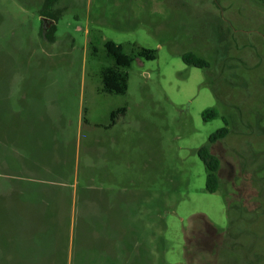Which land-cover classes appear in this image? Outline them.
<instances>
[{
	"label": "rangeland",
	"instance_id": "374dc122",
	"mask_svg": "<svg viewBox=\"0 0 264 264\" xmlns=\"http://www.w3.org/2000/svg\"><path fill=\"white\" fill-rule=\"evenodd\" d=\"M45 1L0 0V264H17L36 167L61 172L46 180L65 204L55 264H264V0H60L54 42ZM108 41L134 59L124 95L102 92ZM224 127L209 193L197 150ZM243 201L252 222L228 213Z\"/></svg>",
	"mask_w": 264,
	"mask_h": 264
},
{
	"label": "trees",
	"instance_id": "16d2710c",
	"mask_svg": "<svg viewBox=\"0 0 264 264\" xmlns=\"http://www.w3.org/2000/svg\"><path fill=\"white\" fill-rule=\"evenodd\" d=\"M60 0H46L41 11V15L45 20V23L48 21V24L54 23L49 30L44 32V37L49 42H54L57 33V23L62 16L63 11L55 9V6L59 3ZM45 26H47L45 24ZM107 54L115 60V66L106 68L102 71V92L108 94L124 95L128 91V74L120 70V67H129L133 62V57L124 53V47L121 44H116L115 42L108 41L105 44ZM136 53L139 57L146 60H155L156 54L155 51L137 48ZM183 61L185 64L197 68H208L209 64L204 59L197 57L193 53H186L183 55ZM126 109H119L112 113V125L116 123V120L120 115H125ZM218 117V112L216 109H207L203 112V118L205 121L211 120ZM229 135V130L227 127L221 128L214 132L208 141V145H205L197 150V153L204 163L207 171V183L206 189L209 193H216L220 187V179L218 173L220 170V159L211 152L209 145H215L219 141L225 139ZM261 190L256 196H259L264 200V181H261ZM246 202V201H245ZM244 201L241 203L239 208L235 204H230L228 207V213L230 217L234 216L236 210H240L242 214L247 215L248 221H254L255 217L251 218L249 214H252L246 203ZM237 221L232 218L230 227L228 228L227 233H232V229L236 228ZM211 232L214 235L223 236L226 232H221L217 230L212 225ZM193 264V263H190Z\"/></svg>",
	"mask_w": 264,
	"mask_h": 264
},
{
	"label": "crops",
	"instance_id": "0c3cea01",
	"mask_svg": "<svg viewBox=\"0 0 264 264\" xmlns=\"http://www.w3.org/2000/svg\"><path fill=\"white\" fill-rule=\"evenodd\" d=\"M28 172L35 174L33 177L38 181L34 189L32 187L19 190L17 212L19 224L23 225V228L17 232L16 261L17 264H55L58 239L56 227L63 224L62 210L65 204L62 194L53 195L58 192L53 188L55 183L46 180L55 174L61 175V172L55 167L43 171L36 167ZM32 193L34 198L31 197ZM26 225L30 230L33 229V235L26 230ZM1 242L0 238V253L3 254ZM47 253L48 258L45 256Z\"/></svg>",
	"mask_w": 264,
	"mask_h": 264
}]
</instances>
